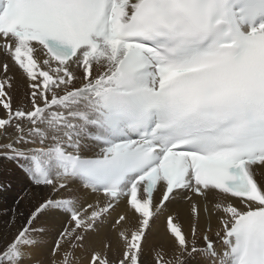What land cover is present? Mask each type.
Listing matches in <instances>:
<instances>
[{
    "label": "snow or ice",
    "instance_id": "snow-or-ice-1",
    "mask_svg": "<svg viewBox=\"0 0 264 264\" xmlns=\"http://www.w3.org/2000/svg\"><path fill=\"white\" fill-rule=\"evenodd\" d=\"M0 40L30 104L12 108L3 65L0 129L16 134L0 144L6 158L36 188L58 194L78 181L103 194L10 209L0 264H144L169 203L221 193L222 254L207 234L199 245L195 224L187 239L173 212L164 217L173 251L153 246L152 264L197 255L264 264V0H0ZM191 213L199 217L194 202ZM58 216L67 222L48 258L37 224ZM102 231L119 247L107 238L96 247Z\"/></svg>",
    "mask_w": 264,
    "mask_h": 264
},
{
    "label": "bare ground",
    "instance_id": "bare-ground-1",
    "mask_svg": "<svg viewBox=\"0 0 264 264\" xmlns=\"http://www.w3.org/2000/svg\"><path fill=\"white\" fill-rule=\"evenodd\" d=\"M0 43H3L0 40ZM7 64V76L12 78L11 87L9 89V95L11 97L12 108L15 109L18 106L23 108H28L29 103L26 95L21 93L26 89V81L22 79V72L17 65L10 59L9 56L0 52V81L5 78V70L3 65ZM80 82L77 81V84ZM24 93V92H23ZM18 97L19 100L16 98ZM18 100V102H17ZM0 115H6L0 105ZM16 138V134L13 128L8 129V133H4L3 129H0V144H7L11 140ZM35 145H27V147H34ZM0 173L4 174V180L9 182V186L0 185V230H3L5 220L11 219L10 209H17L25 214L30 211L29 202L35 204L42 197L52 196L53 198L59 200L68 197H78L81 204L92 203L98 197L102 198V193H93L89 189L83 188L78 181H70L69 187L60 191L58 194L52 193L51 189L36 188L32 185L24 176L18 163L13 160H8L6 158L5 150L0 148ZM1 175V174H0ZM216 192L218 190H212ZM162 189L156 192L154 195L158 200ZM224 194H219V197H194L192 201L183 200L180 197H176L171 203L167 205L164 209L161 219L157 222L153 231L149 234L148 243L145 244L143 255L141 260L144 264H152L155 254L150 253V248L153 246H158L162 249L164 253L171 254L174 248V244L171 238L164 231V217L169 213H177L179 223L182 226V230L187 239H192V226L195 224L197 232L196 236L199 241V245L203 246V235L207 234L210 239L215 242L216 251L218 254H222L225 250L222 242H220L216 237V232L218 230L217 216L215 214L214 204L218 202L219 199L223 198ZM17 202H19L17 204ZM196 203L199 208V217H194L191 213V204ZM205 208L208 209L205 212ZM124 210L123 204L116 209V213L122 212ZM8 213L7 216L4 214ZM113 213V215H116ZM129 216L128 226L133 228L135 226L134 217L131 212H128ZM22 218H17V224L22 223ZM67 222L64 216L58 217H48L42 218L41 222H38L37 227H45L48 230L45 236L46 244L42 249V254L45 257L50 258L51 248L54 246L56 233L61 229L62 225ZM15 231V229H13ZM111 239L114 249L118 248L115 233H108L102 231L101 234L95 237V246L98 248L103 247L105 240ZM83 253L77 252V256H81ZM212 257H202L200 255L193 257H186L185 264H212ZM22 264H33L32 261L24 260Z\"/></svg>",
    "mask_w": 264,
    "mask_h": 264
},
{
    "label": "rangeland",
    "instance_id": "rangeland-1",
    "mask_svg": "<svg viewBox=\"0 0 264 264\" xmlns=\"http://www.w3.org/2000/svg\"><path fill=\"white\" fill-rule=\"evenodd\" d=\"M26 87V89L21 93L22 95H26L27 94V86H25ZM18 100H19V98L18 97H16ZM28 99V98H27ZM18 100H17V102H18ZM28 103H29V101H28ZM29 106H30V104H29ZM1 175H0V185H7V186H9L10 184H9V182H6L5 180H4V177H5V175L4 174H2V173H0Z\"/></svg>",
    "mask_w": 264,
    "mask_h": 264
}]
</instances>
